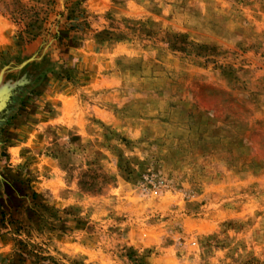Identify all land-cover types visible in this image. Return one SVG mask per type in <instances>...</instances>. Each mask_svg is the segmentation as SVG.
<instances>
[{"label": "rangeland", "instance_id": "374dc122", "mask_svg": "<svg viewBox=\"0 0 264 264\" xmlns=\"http://www.w3.org/2000/svg\"><path fill=\"white\" fill-rule=\"evenodd\" d=\"M0 264H264V0H0Z\"/></svg>", "mask_w": 264, "mask_h": 264}, {"label": "trees", "instance_id": "16d2710c", "mask_svg": "<svg viewBox=\"0 0 264 264\" xmlns=\"http://www.w3.org/2000/svg\"><path fill=\"white\" fill-rule=\"evenodd\" d=\"M3 110H1V112H2Z\"/></svg>", "mask_w": 264, "mask_h": 264}]
</instances>
